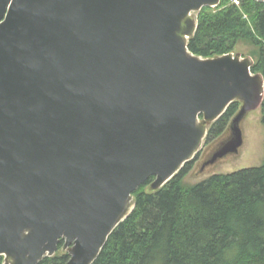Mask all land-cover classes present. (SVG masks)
Instances as JSON below:
<instances>
[{
    "label": "water",
    "instance_id": "water-1",
    "mask_svg": "<svg viewBox=\"0 0 264 264\" xmlns=\"http://www.w3.org/2000/svg\"><path fill=\"white\" fill-rule=\"evenodd\" d=\"M219 3L0 0L2 264H38L60 241L65 264H93L133 192L194 160L233 102L196 175L239 155L263 76L250 57L187 49L196 14Z\"/></svg>",
    "mask_w": 264,
    "mask_h": 264
},
{
    "label": "trees",
    "instance_id": "trees-1",
    "mask_svg": "<svg viewBox=\"0 0 264 264\" xmlns=\"http://www.w3.org/2000/svg\"><path fill=\"white\" fill-rule=\"evenodd\" d=\"M196 20L187 41L192 55L212 58L247 44L250 71L264 80V3L220 0L214 8L203 7ZM239 107L231 103L209 125L203 145L226 134ZM259 110L264 125V96ZM193 161L160 189L151 190L149 178L133 192L132 213L109 235L93 264H264V161L190 184L184 179ZM61 246L62 241L38 264H65L69 256Z\"/></svg>",
    "mask_w": 264,
    "mask_h": 264
},
{
    "label": "rangeland",
    "instance_id": "rangeland-1",
    "mask_svg": "<svg viewBox=\"0 0 264 264\" xmlns=\"http://www.w3.org/2000/svg\"><path fill=\"white\" fill-rule=\"evenodd\" d=\"M251 47L247 44H239L235 53L241 57H249L248 53ZM233 53V54H235ZM243 144L238 156L228 158L218 164H215L209 170L196 175L199 163L211 149L210 146H202L197 157L191 164V169L185 177V181L194 184L207 179L214 174H228L239 170L258 167L264 161V125L261 121L259 109L251 111L245 117L242 123Z\"/></svg>",
    "mask_w": 264,
    "mask_h": 264
},
{
    "label": "built area",
    "instance_id": "built-area-1",
    "mask_svg": "<svg viewBox=\"0 0 264 264\" xmlns=\"http://www.w3.org/2000/svg\"><path fill=\"white\" fill-rule=\"evenodd\" d=\"M233 2H236V0H233Z\"/></svg>",
    "mask_w": 264,
    "mask_h": 264
}]
</instances>
